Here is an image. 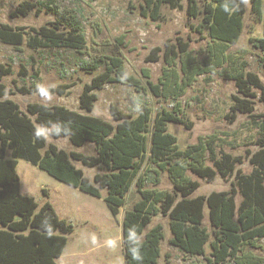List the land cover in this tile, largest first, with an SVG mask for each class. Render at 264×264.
Instances as JSON below:
<instances>
[{
  "label": "trees",
  "instance_id": "1",
  "mask_svg": "<svg viewBox=\"0 0 264 264\" xmlns=\"http://www.w3.org/2000/svg\"><path fill=\"white\" fill-rule=\"evenodd\" d=\"M144 1L145 9L153 20L160 18L164 4L173 9L183 8V0ZM187 1L190 17L196 18L203 13L201 26L207 28L212 40L225 44L238 42L244 27L246 7L240 5L238 11L233 10L229 14L224 11V5L235 9L239 0H207L202 10L199 0ZM250 2L253 12L262 15L263 20V36L253 38L252 42L264 51V0ZM33 9L40 11L37 4L24 1L12 12V16H26ZM62 21L58 18L56 22L29 29L0 22V42L15 47L25 45L31 49L67 48L82 52L86 46L82 24L72 16L66 26ZM197 31L202 33L199 27ZM189 45L188 41L179 40L174 44L171 39H167L163 47L152 49L147 61H158V54L164 51V59L172 67L178 59L188 54ZM108 59L109 65L84 85L80 95V108L87 112L94 110L98 100L96 90H102L108 83L126 80L129 85L144 89L138 79L127 75L122 58L112 56ZM188 64V61H183L185 87L202 71L199 64H191L189 67ZM13 73L12 65L0 64V81ZM233 79L237 94L232 96L234 102L226 113V118L231 122L237 119L238 113L254 115V100L257 97L264 102V83L257 73L238 72ZM148 83L154 93L159 95V86L151 81ZM36 85L21 86L17 91L24 95L35 94ZM72 85L65 83L49 88L53 95L64 96L69 94ZM254 88L259 89L260 94ZM10 91L0 82V264H59L57 258L64 254L69 234L73 232L72 224L59 216L49 199L41 205L35 197L21 192L22 180L17 170L21 159L58 181L103 198L115 216L125 206L127 194L136 183L141 197L132 209L125 212L123 221L126 264H159L163 226L156 224L147 231L157 211L170 220L171 243L190 255L205 256L208 264H231V261L237 259L244 244L264 238V111L259 116L262 137L256 140L259 145L256 151L246 150V156L222 153L217 157L209 143L201 142L180 149L177 136L168 130V123L184 124L188 129L192 128V123L180 115L178 108H164L152 119V108L145 103L141 102L137 116L111 104V114L116 121L114 124L65 105L45 107V104L33 102L24 111L15 100L7 97ZM52 124H60L70 130V135L52 137H67L77 147L94 143L96 154L68 151L34 137L37 125L51 127ZM203 150H209L212 154L213 166L197 167L193 169L194 172L209 180L215 179L217 175L223 178L235 175L230 190L193 196L201 186L196 180L176 183L175 193L158 195L145 188L141 170L147 159L169 164L194 158L197 152ZM245 157L253 165L250 173H244L238 168ZM74 161L91 168L100 167L105 171L96 173L93 182ZM102 189L107 190L106 196L102 195ZM43 192L48 195L45 188ZM238 195L242 197L239 205ZM206 210L215 228V240L210 243L211 257L206 256L210 237L204 225ZM45 221L51 227V236L46 231ZM130 228H135L140 236L141 261L131 258L127 242Z\"/></svg>",
  "mask_w": 264,
  "mask_h": 264
},
{
  "label": "rangeland",
  "instance_id": "2",
  "mask_svg": "<svg viewBox=\"0 0 264 264\" xmlns=\"http://www.w3.org/2000/svg\"><path fill=\"white\" fill-rule=\"evenodd\" d=\"M24 1L37 4L40 11L33 9L26 16L13 17L12 12ZM206 1L199 0L201 10ZM182 4V9H173L164 4L160 18L153 20L145 9L144 0H0L1 23L29 29L56 22L59 18L63 19L66 26L72 16L80 21L86 36V46L82 52L67 48L31 49L25 45L15 47L0 42V64H10L14 69L12 75L0 81L11 90L7 97L15 100L26 111L29 103L45 104V101L38 93L24 95L17 88L28 87L33 83L48 87L72 83L68 95L54 94L53 100L47 105H65L114 124L116 121L111 114V104L137 116L141 102L145 103L152 108V119L164 108H178L180 115L192 123L190 129L184 124L168 123V130L177 136L180 149L202 142L211 144L217 157L222 153L246 156V150L256 151L259 148L256 140L262 137L259 116L264 111V102L257 97L254 100V115L238 113L234 122L226 118V113L234 102L232 96L237 94L233 79L235 74L253 71L264 83V51L252 42L253 38L263 36L262 15L253 12L250 2L246 7L244 27L238 42L225 44L212 40L207 28L201 26L203 13L196 18L190 17L188 1L183 0ZM197 27L202 29V33L197 31ZM167 39H171L174 44L179 40L188 41V54L178 59L172 67L164 59V51L158 54V61H147L152 49L163 47ZM112 56L122 58L127 75L138 79L144 89L129 85L126 80L108 83L102 90H96L98 100L92 112L81 109L80 95L84 85L105 70L109 65L108 57ZM183 61L189 62L188 67L199 64L202 70L186 87ZM148 81L159 86V95L154 93ZM254 90L260 94L259 89ZM48 143L68 151L96 154L95 144L90 142L77 147L67 137H51ZM74 163L93 182L96 173L105 171L100 167H87L79 161ZM206 165L213 166L209 150L197 152L194 158L169 164L149 158L142 167L141 178L145 188L158 195L175 193L176 183L190 180L201 184L193 196L230 190L235 175L227 178L217 175L215 179L209 180L193 170ZM238 168L250 173L253 165L245 157ZM17 170L22 180V193L35 197L41 205L49 199L59 216L73 226L65 252L57 260L59 264H126L123 221L125 212L132 209L141 197L136 183L127 194L125 206L115 216L103 198L58 181L23 159L19 161ZM44 188L48 195L44 194ZM102 195H107L106 189H102ZM241 199L238 195V205ZM156 224H162L164 232L159 264H208L205 256L190 255L171 243L170 220L158 211L147 231ZM204 225L210 235L206 256L211 257L210 243L215 240V228L211 225L207 210ZM92 233L96 234L99 246L91 245ZM109 237L120 242L117 249L103 246ZM231 264H264V238L244 244Z\"/></svg>",
  "mask_w": 264,
  "mask_h": 264
},
{
  "label": "clouds",
  "instance_id": "3",
  "mask_svg": "<svg viewBox=\"0 0 264 264\" xmlns=\"http://www.w3.org/2000/svg\"><path fill=\"white\" fill-rule=\"evenodd\" d=\"M250 0H239V3L235 6V9H231L227 4L224 5V11L231 12L233 10H239L240 5H243L245 7L249 6ZM36 92L40 96V98L45 101V107H47V103L51 102L53 100V94L51 89L42 84L36 85ZM61 134L64 135H70V130L66 127H62L60 124H52L51 127H45L41 125H37L34 128V137L37 140H44L48 141L53 135L54 136H61ZM45 228L48 232V235H52L51 227L47 224V221H45ZM127 242L129 244V252L131 254V258L136 261H141L143 259L141 255V239L140 236L137 234L135 228H130L128 230L127 234ZM90 243L93 247L99 246L100 242L96 236L95 233H92L90 236ZM119 241L116 238L109 237L103 242V246L107 247L108 249L115 250L119 246Z\"/></svg>",
  "mask_w": 264,
  "mask_h": 264
},
{
  "label": "crops",
  "instance_id": "4",
  "mask_svg": "<svg viewBox=\"0 0 264 264\" xmlns=\"http://www.w3.org/2000/svg\"><path fill=\"white\" fill-rule=\"evenodd\" d=\"M21 192H22V186H21ZM57 260H58V258H57Z\"/></svg>",
  "mask_w": 264,
  "mask_h": 264
}]
</instances>
